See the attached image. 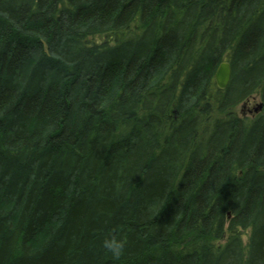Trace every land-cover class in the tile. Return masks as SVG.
I'll use <instances>...</instances> for the list:
<instances>
[{"label": "trees", "instance_id": "trees-1", "mask_svg": "<svg viewBox=\"0 0 264 264\" xmlns=\"http://www.w3.org/2000/svg\"><path fill=\"white\" fill-rule=\"evenodd\" d=\"M0 264H264V0H0Z\"/></svg>", "mask_w": 264, "mask_h": 264}, {"label": "water", "instance_id": "water-1", "mask_svg": "<svg viewBox=\"0 0 264 264\" xmlns=\"http://www.w3.org/2000/svg\"><path fill=\"white\" fill-rule=\"evenodd\" d=\"M230 77H231L230 64L228 61L223 60L218 65L214 75L217 86L221 89H224L228 85ZM261 107H262V103H258L257 107L254 108V111L261 109Z\"/></svg>", "mask_w": 264, "mask_h": 264}, {"label": "clouds", "instance_id": "clouds-1", "mask_svg": "<svg viewBox=\"0 0 264 264\" xmlns=\"http://www.w3.org/2000/svg\"><path fill=\"white\" fill-rule=\"evenodd\" d=\"M248 102V107L252 108L255 104H257L259 101V99H257L256 101L253 100H246ZM242 102L241 106L246 102ZM105 247L107 249L110 250L111 254L119 259L123 253H124V249H125V241L123 240H119L116 238H112V239H108L105 241Z\"/></svg>", "mask_w": 264, "mask_h": 264}, {"label": "rangeland", "instance_id": "rangeland-1", "mask_svg": "<svg viewBox=\"0 0 264 264\" xmlns=\"http://www.w3.org/2000/svg\"><path fill=\"white\" fill-rule=\"evenodd\" d=\"M257 99H259V96L257 95H254L252 97H250L249 99H246V100H253V101H256ZM244 100V101H246ZM243 101V102H244ZM260 101V99H259ZM260 103V102H258ZM257 103V104H258ZM242 102L239 103L238 105H236L233 110L238 114V115H243V116H254L255 114H258L261 109H258L257 111H254V108L257 107V104H255L252 108H249L248 107V102L246 101L242 106H241Z\"/></svg>", "mask_w": 264, "mask_h": 264}]
</instances>
